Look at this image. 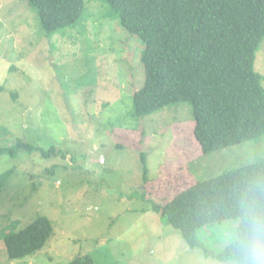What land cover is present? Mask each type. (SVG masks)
Returning a JSON list of instances; mask_svg holds the SVG:
<instances>
[{"label":"rangeland","instance_id":"rangeland-1","mask_svg":"<svg viewBox=\"0 0 264 264\" xmlns=\"http://www.w3.org/2000/svg\"><path fill=\"white\" fill-rule=\"evenodd\" d=\"M85 4L79 23L52 35L27 1L0 0V146L20 139L40 149L0 155V175L15 171L0 188V233L40 216L54 227L30 258L12 260L0 241V264H69L87 254L98 264H238L214 256L236 241L239 220L205 227L202 249H192L152 202L124 195L170 202L264 161V137L204 155L190 104L137 116L146 46L108 3ZM257 55L264 76V42Z\"/></svg>","mask_w":264,"mask_h":264},{"label":"trees","instance_id":"trees-1","mask_svg":"<svg viewBox=\"0 0 264 264\" xmlns=\"http://www.w3.org/2000/svg\"><path fill=\"white\" fill-rule=\"evenodd\" d=\"M25 1L38 12L46 34L73 28L86 12L85 0ZM102 1L146 46L145 84L134 96L137 116L190 104L204 155L264 137V76L256 70L264 42V0ZM35 150L40 149L19 139L10 147L0 146V155L14 158ZM41 151L57 153L55 148ZM14 172L0 175V188ZM124 197L152 202V210L192 249H202L199 234L205 227L239 220L236 241L213 256L220 262L264 264V161L198 182L167 203L138 192ZM52 224L40 216L18 232L20 222H14L0 233V241L12 260L30 258L50 241ZM253 251L260 253L255 262ZM69 264L98 263L87 254Z\"/></svg>","mask_w":264,"mask_h":264},{"label":"clouds","instance_id":"clouds-1","mask_svg":"<svg viewBox=\"0 0 264 264\" xmlns=\"http://www.w3.org/2000/svg\"><path fill=\"white\" fill-rule=\"evenodd\" d=\"M260 253L253 251V253L251 254L252 260L255 262L257 261L258 257H259Z\"/></svg>","mask_w":264,"mask_h":264},{"label":"bare ground","instance_id":"bare-ground-1","mask_svg":"<svg viewBox=\"0 0 264 264\" xmlns=\"http://www.w3.org/2000/svg\"><path fill=\"white\" fill-rule=\"evenodd\" d=\"M101 161H102V162H101L102 164H104V163H105V159H104V158H103Z\"/></svg>","mask_w":264,"mask_h":264}]
</instances>
